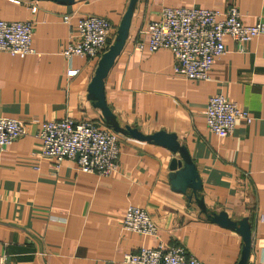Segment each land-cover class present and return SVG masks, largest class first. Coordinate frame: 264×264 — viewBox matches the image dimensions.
Returning <instances> with one entry per match:
<instances>
[{"label": "crops", "instance_id": "0c3cea01", "mask_svg": "<svg viewBox=\"0 0 264 264\" xmlns=\"http://www.w3.org/2000/svg\"><path fill=\"white\" fill-rule=\"evenodd\" d=\"M129 0H0V19L33 21L34 52L23 57L0 51V117L20 120L25 134L0 147V264H128L141 247L183 246L203 264H237L243 240L211 221L196 201L172 189L169 148L121 134L117 168L108 175L81 171L75 160L41 154L36 134L44 121L70 117L115 132L89 98L99 58L62 52L81 18L96 14L111 24L113 42ZM234 5L243 25L264 23V0H137L128 36L104 79L105 101L120 126L145 135L176 136L195 165L199 196L210 212L246 219L250 251L246 264L264 262V34L237 44L224 36L207 80L173 73V55L147 49L142 30L161 9ZM35 10L32 12L31 8ZM69 16V22L63 16ZM144 41L143 49L138 43ZM69 68L78 72L67 76ZM224 95L252 116L218 137L205 122L208 98ZM128 205L150 214L154 235L123 229Z\"/></svg>", "mask_w": 264, "mask_h": 264}, {"label": "built area", "instance_id": "2783aa9c", "mask_svg": "<svg viewBox=\"0 0 264 264\" xmlns=\"http://www.w3.org/2000/svg\"><path fill=\"white\" fill-rule=\"evenodd\" d=\"M34 10L32 7L31 11ZM63 21L69 22V16H63ZM33 24L31 20L0 19V51L21 57L33 53ZM77 28V33L70 37L62 52L67 60L75 55L99 58L109 47L112 24L104 16L89 14L79 20ZM142 33L147 36L149 52L160 48L170 50L173 73L186 79L207 80L214 60L226 50L224 36H230L240 46L264 34V23L243 25L241 14L234 5L222 11L198 6H165L159 19L148 22ZM138 47L143 49L144 41H140ZM77 72L69 68L67 76L73 77ZM239 120L249 124L252 116L224 95L214 94L208 98L205 122L210 132L218 137L228 136ZM24 134L25 126L20 120L0 117V147ZM120 136V133L101 129L91 121L70 117L44 121L36 134L43 156L54 158L56 162L73 159L81 171L98 175H108L116 170ZM122 226L124 230L142 235H154L157 231L150 214L136 205L127 206ZM123 261L128 264H203L183 246L162 244L127 252Z\"/></svg>", "mask_w": 264, "mask_h": 264}, {"label": "water", "instance_id": "95a60500", "mask_svg": "<svg viewBox=\"0 0 264 264\" xmlns=\"http://www.w3.org/2000/svg\"><path fill=\"white\" fill-rule=\"evenodd\" d=\"M62 4H70L74 0H53ZM137 0H129L126 10L117 27L114 41L109 45L98 59L93 77L88 86L89 98L94 101L96 107L101 110L102 116L106 124H108L115 132L127 134L130 137L138 140L156 143L169 148L173 153H178V158L171 159L169 169V181L173 190L185 193L190 189V194L187 198L191 201L192 198L196 201L201 212L205 217L214 221L221 226L236 230L242 240L243 248L241 256L237 264H246L250 251V227L246 219L234 221L228 218L225 212H209L203 204V199L199 196L201 191V182L187 149L180 145L177 138L172 133H167L163 130L145 135L137 128H131L128 125L120 126L116 120L115 114L111 111L105 101L104 79L108 74L115 58L122 50L128 36V29L131 21V16Z\"/></svg>", "mask_w": 264, "mask_h": 264}]
</instances>
